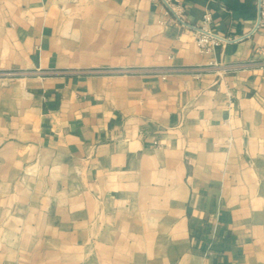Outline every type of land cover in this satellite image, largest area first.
Wrapping results in <instances>:
<instances>
[{
    "label": "crops",
    "instance_id": "0c3cea01",
    "mask_svg": "<svg viewBox=\"0 0 264 264\" xmlns=\"http://www.w3.org/2000/svg\"><path fill=\"white\" fill-rule=\"evenodd\" d=\"M173 1L239 40L200 52L163 0H0L1 264H264L258 0Z\"/></svg>",
    "mask_w": 264,
    "mask_h": 264
},
{
    "label": "built area",
    "instance_id": "2783aa9c",
    "mask_svg": "<svg viewBox=\"0 0 264 264\" xmlns=\"http://www.w3.org/2000/svg\"><path fill=\"white\" fill-rule=\"evenodd\" d=\"M166 5L167 11L172 14L173 21L175 24L179 25L181 28L189 29L192 31L195 37V42L199 48V51L202 53L212 52L218 45H226L227 43L238 41L239 38H231L222 36L214 32L210 26L211 15L209 13L205 14L203 19L196 24L188 22L186 18L185 8L174 2L173 0H163ZM259 28H264V0H258V17L255 26V30ZM213 66L218 67L217 63L212 62ZM239 67H226L225 70H235ZM143 70L135 69L133 72L136 74L142 73ZM17 74V72H12ZM167 72H162V75L165 76Z\"/></svg>",
    "mask_w": 264,
    "mask_h": 264
},
{
    "label": "rangeland",
    "instance_id": "374dc122",
    "mask_svg": "<svg viewBox=\"0 0 264 264\" xmlns=\"http://www.w3.org/2000/svg\"><path fill=\"white\" fill-rule=\"evenodd\" d=\"M2 263V260L0 259V264Z\"/></svg>",
    "mask_w": 264,
    "mask_h": 264
}]
</instances>
